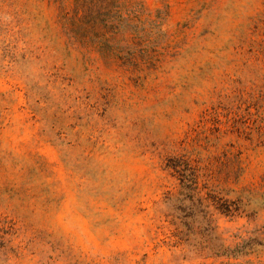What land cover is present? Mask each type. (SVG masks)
<instances>
[{
  "label": "rangeland",
  "instance_id": "1",
  "mask_svg": "<svg viewBox=\"0 0 264 264\" xmlns=\"http://www.w3.org/2000/svg\"><path fill=\"white\" fill-rule=\"evenodd\" d=\"M0 264H264V0H0Z\"/></svg>",
  "mask_w": 264,
  "mask_h": 264
}]
</instances>
